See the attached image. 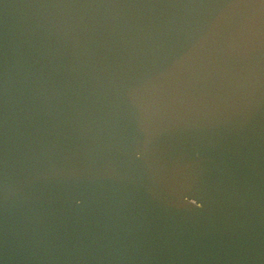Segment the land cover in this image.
I'll return each instance as SVG.
<instances>
[{"label": "water", "instance_id": "obj_1", "mask_svg": "<svg viewBox=\"0 0 264 264\" xmlns=\"http://www.w3.org/2000/svg\"><path fill=\"white\" fill-rule=\"evenodd\" d=\"M0 264H264V0H0Z\"/></svg>", "mask_w": 264, "mask_h": 264}]
</instances>
